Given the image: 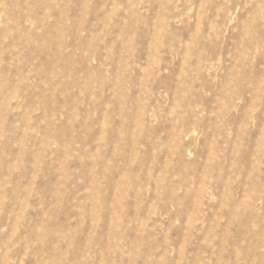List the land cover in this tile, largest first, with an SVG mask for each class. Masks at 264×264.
Segmentation results:
<instances>
[{"label":"rangeland","instance_id":"374dc122","mask_svg":"<svg viewBox=\"0 0 264 264\" xmlns=\"http://www.w3.org/2000/svg\"><path fill=\"white\" fill-rule=\"evenodd\" d=\"M0 264H264V0H0Z\"/></svg>","mask_w":264,"mask_h":264}]
</instances>
